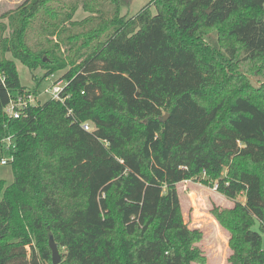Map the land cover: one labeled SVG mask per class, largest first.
Here are the masks:
<instances>
[{"label": "trees", "instance_id": "1", "mask_svg": "<svg viewBox=\"0 0 264 264\" xmlns=\"http://www.w3.org/2000/svg\"><path fill=\"white\" fill-rule=\"evenodd\" d=\"M124 1L25 0L0 15L2 156L3 139L14 145L0 264H52L49 236L60 264H203L184 181L234 202L212 210L229 263L264 264L252 230L264 228V86L236 70L258 61L264 78V0H149L126 19ZM219 26L227 59L203 42ZM15 61L40 82L61 72L63 103L9 119V98L26 92Z\"/></svg>", "mask_w": 264, "mask_h": 264}, {"label": "rangeland", "instance_id": "2", "mask_svg": "<svg viewBox=\"0 0 264 264\" xmlns=\"http://www.w3.org/2000/svg\"><path fill=\"white\" fill-rule=\"evenodd\" d=\"M23 1L25 0H0V15L14 10ZM148 3L149 0H125L121 7L120 15L125 19L132 18ZM152 10L155 12L154 8H152ZM85 16L86 14L82 10H79L75 15V19L80 20ZM219 28L220 26L213 29H203V42L209 48L218 52V54H223L224 58L227 59V53L224 50L226 42H222L219 39ZM216 56L219 58L218 55ZM219 60L222 59L219 58ZM258 64L259 62L255 61L241 63L236 67L238 74L244 76L255 89L264 86L263 73L256 69ZM15 65L21 85L26 91L35 95L36 103L38 104L39 102L42 104L47 101L50 98L47 90L58 80L59 76L62 75L61 72L53 74L40 82L43 74L41 70L31 72L18 61H15ZM1 157L2 153L0 151V158ZM0 180L5 183V186L13 182V173L10 165H0ZM176 188L184 224L189 230H196L201 234V240L193 245L204 258L203 264H230L228 261L232 253L229 246L230 235L219 225L212 214V210H229L233 208L234 202L219 194L214 186L204 185L197 181H184L177 184ZM244 200V196L242 195L237 197L238 202L243 203ZM252 230L261 235L262 247L264 249V228L256 222ZM60 253H62V251ZM192 264L200 263L194 262Z\"/></svg>", "mask_w": 264, "mask_h": 264}, {"label": "built area", "instance_id": "3", "mask_svg": "<svg viewBox=\"0 0 264 264\" xmlns=\"http://www.w3.org/2000/svg\"><path fill=\"white\" fill-rule=\"evenodd\" d=\"M65 85V81L56 80V82H54L47 90L50 96L48 100L63 103L64 100L61 97V93L64 90ZM35 98V95L29 91L12 98L10 97L7 105L3 109V112L11 120L19 119L27 108L37 104ZM82 127L85 131L90 130V125L87 123H85ZM11 140V137L3 139L4 149L7 151V154L2 156L0 159V165L2 166L8 165L9 162L13 160V155L10 153V150H14V145Z\"/></svg>", "mask_w": 264, "mask_h": 264}, {"label": "water", "instance_id": "4", "mask_svg": "<svg viewBox=\"0 0 264 264\" xmlns=\"http://www.w3.org/2000/svg\"><path fill=\"white\" fill-rule=\"evenodd\" d=\"M167 115H165L162 118V121H165L167 119ZM49 249L51 251V262L52 264H60L61 262V256L58 250L57 244L54 242L53 237L49 236V241H48Z\"/></svg>", "mask_w": 264, "mask_h": 264}]
</instances>
